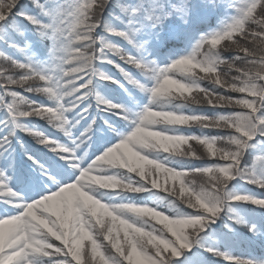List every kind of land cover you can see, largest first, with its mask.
Here are the masks:
<instances>
[{"label":"snow or ice","instance_id":"1","mask_svg":"<svg viewBox=\"0 0 264 264\" xmlns=\"http://www.w3.org/2000/svg\"><path fill=\"white\" fill-rule=\"evenodd\" d=\"M248 204L264 0H0V264H264Z\"/></svg>","mask_w":264,"mask_h":264},{"label":"trees","instance_id":"2","mask_svg":"<svg viewBox=\"0 0 264 264\" xmlns=\"http://www.w3.org/2000/svg\"><path fill=\"white\" fill-rule=\"evenodd\" d=\"M100 91L109 96V98L118 99L121 101L127 100V97L118 89L115 87L111 88H101ZM37 124L41 126H45L43 121H37ZM190 131H198L197 129H191ZM23 135V134H22ZM28 143L35 144V141L32 140L30 136L24 137ZM177 164L184 163L182 160L177 158L176 160ZM145 197H148L150 199H155L156 197L151 196V194H142ZM163 195V194H161ZM246 207V212L242 215L246 216L249 220H254L256 222H264V214H262L260 211H253L250 204L244 205ZM236 232L237 237L233 241L231 247L232 250L237 254L241 256H261L264 255V249H261L259 246L252 245L249 240L247 239L246 235V229L242 225H236Z\"/></svg>","mask_w":264,"mask_h":264},{"label":"rangeland","instance_id":"3","mask_svg":"<svg viewBox=\"0 0 264 264\" xmlns=\"http://www.w3.org/2000/svg\"><path fill=\"white\" fill-rule=\"evenodd\" d=\"M141 102H142V103H143V102H146V100H145V101H141ZM146 194H149V193H146ZM161 194H163V193H160V195H161ZM238 210H239V212H240L241 214H242V212L245 213V212H246V207H245V206H242V207H240Z\"/></svg>","mask_w":264,"mask_h":264}]
</instances>
